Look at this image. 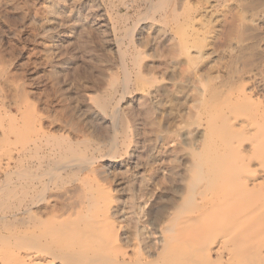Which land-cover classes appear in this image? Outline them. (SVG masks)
Masks as SVG:
<instances>
[{
    "label": "rangeland",
    "instance_id": "1",
    "mask_svg": "<svg viewBox=\"0 0 264 264\" xmlns=\"http://www.w3.org/2000/svg\"><path fill=\"white\" fill-rule=\"evenodd\" d=\"M153 1L161 0H0V183H4L0 184V215L18 211L14 209L20 204L18 199L31 190L30 197L40 201L30 213H19L17 219L25 217L29 223L35 222L37 233H47L71 219L76 226H83L84 216L79 214L82 208L76 201L82 194L94 193L104 197L101 207L91 210L96 216L108 212L105 200L113 195L122 199V224L130 201L136 202V207H151L148 221L153 223L162 210H181L189 195L200 196L202 190L222 185L224 173L238 170L233 169L234 163L247 180L264 176V155L251 148L256 129L244 130L241 126L251 122L248 118L264 123V0H170L164 9L151 10ZM242 21L246 22L245 50L237 42ZM132 28L133 35H127ZM255 42L258 45L254 46ZM125 68L132 73V83L122 98ZM138 71L143 75L141 79ZM224 81L238 88L246 85L251 99L239 100L235 108H229L223 99L218 104L212 102L216 88L225 90ZM103 100L110 103L106 113L97 104ZM256 101H262L263 106ZM119 104L120 116L114 121ZM219 111L221 119L234 123L237 133L230 132L228 141L221 142L215 151L214 125L209 121ZM4 112L10 113L6 117ZM12 122H19L23 131L7 130ZM189 131L193 142H202L200 149L186 142ZM8 137L14 143L9 144ZM115 138L120 146L115 160L101 158L91 164L92 169L76 176L71 174L72 167H63L74 157L72 148L82 156L101 157L109 152ZM229 146L237 154L226 160L220 171L223 175L219 172L215 180L196 182L191 164L228 156ZM130 150L136 155L128 156ZM246 151L255 155L250 168L246 167ZM7 166L15 171L24 166L29 169V177L13 173L19 183L12 192L4 186ZM241 192L233 190L232 196L237 198ZM4 199H8L7 204ZM187 210L179 214L186 226L196 225H190V220H202L203 224L214 216L207 208L194 206ZM0 224L1 232L14 231L15 225ZM109 243L103 244L107 250L114 255L119 252L114 240ZM231 244L222 243L225 252L231 250ZM23 245H0L4 248L0 252H32L37 254L35 259L42 253ZM6 253H0V264H14L17 256ZM34 263L42 264L40 260Z\"/></svg>",
    "mask_w": 264,
    "mask_h": 264
},
{
    "label": "bare ground",
    "instance_id": "2",
    "mask_svg": "<svg viewBox=\"0 0 264 264\" xmlns=\"http://www.w3.org/2000/svg\"><path fill=\"white\" fill-rule=\"evenodd\" d=\"M150 1H152V0H150ZM168 1H170V0H161L159 2L153 1V3H151L152 5L150 4L151 10L164 9L166 2H168ZM244 1L246 3V0H243V2ZM260 2L262 3V1H260ZM257 5H259V4H257ZM251 6L254 7V5H251ZM262 6H263V4H262ZM213 7H214V4H213ZM260 7H261V5H260ZM160 12H161V10H160ZM174 15H175V13H174ZM229 15H231V14H229ZM163 19H165V18H163ZM224 30H226V29H224ZM249 30H250V28H249ZM134 32H135V28L134 29L132 28L127 33V35L132 36ZM237 33H238V36H237L238 41L237 42L240 45L239 47L241 48V50H245L246 49V44H245V42H246V22L245 21L241 22V24L239 25V28L237 30ZM218 43H221V42H217V44ZM256 44H257V42L253 43L254 46ZM251 47H252V45H251ZM238 51H240V50H238ZM253 54H255V53H253ZM125 57H127V56H125ZM135 61H136V63H138V58L135 59ZM168 63H170V62H168ZM127 64H129V63H127ZM127 67H128V65H127ZM181 68H183V67H181ZM125 69H126L125 70V77L123 80V87H124L123 91H124V93L122 95V98H124L126 96V94L129 92L130 85L132 83V73H130V71L127 68H125ZM0 71H2V70L0 69ZM134 76H136V75H134ZM137 76H140V77H138L139 79H141L143 77V75L140 74L139 71L137 72ZM225 83L226 82L224 81L223 84H225ZM228 83L229 84H225V90H223L221 87L216 88L214 95L212 96V99H211L212 102H217V104H218L223 99V102L228 103L229 108H235L237 106L236 103L239 100L246 99V98L251 99L248 95L249 93L247 94L246 85H244V87H242V88H238L239 85L233 84V82H231V81H229ZM202 91H204V89H202ZM119 96H120V94H119ZM117 97H118V95H117ZM198 102H200V100H198ZM256 102H258L257 105L263 104L262 101H256ZM97 104L104 113H106L110 109L109 108L110 103L105 101V100L100 101V102L98 101ZM246 106H244V107H246ZM120 108L121 107L119 104V106L116 107V109H115L116 114L114 113V116H115V119H113L114 121L120 116V114H119ZM259 110H262V109H259ZM19 111H21V109ZM152 112L154 113V111H152ZM4 113L6 114L4 116L7 117V113L9 114L10 112H7V113L4 112ZM241 113H240V115L244 116V114L246 112L244 114H241ZM249 113H252V112H249ZM249 113H247V114H249ZM122 114H125V113H122ZM174 114H175V112H174ZM260 115H261V113H260ZM12 117H14V116H12ZM152 117H153V114H152ZM249 117L252 118L251 114ZM128 118L129 117L127 116V119ZM248 119L251 120V122H247L246 124H244V122H243L241 124V126L244 127V130L256 129L255 130L257 133L256 136L252 140H250L251 142L255 141L256 143L252 142L251 148H252L253 152L256 151V154H258L260 152L262 155H264V136H263L264 135V123L254 121L253 120L254 118L253 119L248 118ZM123 120H124V115H123ZM17 123H19V122H17ZM17 123H15V122L10 123L8 129L6 128L7 125H5L4 127L7 130H9L10 132L11 131L15 132L16 130L19 132L20 131L22 132L23 131V128H21L22 126L21 125L19 126V124H17ZM209 123L212 126L214 125L213 129H212L213 130L212 136H215V139H216V141H214L215 146H213L212 149L215 151H218L220 148V143L223 141L224 142L228 141L230 132H233V133L236 132L235 126H234V123L233 124L230 123V121L228 119H224V118L221 119L220 111L211 115V121H209ZM168 126H170V125H168ZM159 127H160V125H159ZM132 129H133V126H132ZM3 130H4V128H3ZM113 131L114 130H112V132ZM115 131H116V129H115ZM170 132H171V130H170ZM5 135H6V133H5ZM188 135L189 136L186 138V142L192 146L196 145V149H200L202 142H200V141L193 142L192 138L190 137V135H192L191 131L188 132ZM116 138L114 140H111V142L112 141L113 142L111 144L112 147L110 148L109 152L107 154L104 153V155L101 157H98L99 154L97 156L96 155L95 156H93V155L87 156V157L82 156L83 155L82 153L76 152L78 150H76L75 147H74L75 150H74V148H72L74 157H72V159L69 158L70 162H65L63 167L64 168H66L68 166L72 167L71 174L76 176L80 172L85 171L86 169L88 171V169L91 168V164L93 162L101 159V158L108 157V158H110L111 161L115 160L116 158L119 157V151H118L119 149L117 147L120 148V146H118V142H117ZM236 138L237 137H235V139ZM6 139H7V137H6ZM7 141L9 142V144L14 143V140L11 139L10 137H8ZM128 142H129V140H128ZM248 143H250V142H248ZM130 145L131 144H129V146ZM176 145H178V144H176ZM95 146L97 148V144H95ZM91 147H92V145H91ZM99 147H100V145H99ZM101 147L105 148L102 145H101ZM92 149H94V148H92ZM244 149L245 148H243V146H242V151ZM94 150H96V149H94ZM229 150L230 151L228 153V156L219 155L217 158L213 159L211 162H208V163H202V162L194 161L191 164V166H192L191 168L196 173V182H202V181L208 182L209 179H211L213 177L215 180V177H216L215 175H220L219 172L224 170L223 167L226 164L225 163L226 160L234 159V156H236V154H237L236 152H234L235 150H232L231 146H229ZM95 153H96V151H95ZM127 153H128V156H130V157L133 154L136 155L135 151L133 152V150L127 151ZM86 154H88V153H86ZM91 154H93V152H91ZM254 156H255L254 153L246 151V167L250 168L252 160L254 159L253 158ZM263 158H264V156H263ZM58 162L59 161H57V164H58ZM12 163H14V162H12ZM54 164H56V162L53 163V165ZM32 165L33 164H31V166ZM46 165H48V164H46ZM108 165L109 164L107 163L106 166H108ZM27 167L28 166H24L20 171H15V170H13L12 166H9L8 169L5 171L6 172L5 174L7 175L6 176L7 182L4 186H6V188L8 187L9 190L12 192V190L14 189L13 188L14 185L19 183V182L16 183L17 181L15 182V180L13 178V176H14L13 173L17 172L18 175L17 174L16 175L21 176L23 178L29 177V176H27V174H29V171H28L29 169H27ZM234 168L235 169L238 168V170L236 172L233 170L228 174H227V172L224 173L222 185L215 186V187H217L216 189L207 190V191L202 190L200 192V196H198V194L189 195L187 198L184 199V201L180 207L181 210L177 209V210L173 211L172 209L169 208L168 210H162L161 212L158 211L159 213L156 217V221L153 223H150L148 221V215H149L151 207H149V209H145V206L141 207V205L136 207V205H135L136 202L130 201L129 207H128L130 209L128 212V216L126 217L125 223L122 224V219H123L122 217L124 216L123 215L124 207H123L122 199H121V197H115L113 195H109L105 200L108 212L103 217H98L91 210H93V209L97 210L96 207L101 204V201L104 198V197H102L103 194L97 195V194L93 193V194H90V196H88V195L86 196L85 194H82L81 197L79 199H77L76 204H77V206L82 208V211L79 214L84 216V218L82 219V222H84L83 226L79 225V224L76 226L75 225L76 222H73V219H71L70 221L65 220L66 222H63L59 226L52 227L47 233H44V234L40 233L39 234L35 230V228H37L35 225V222L29 223V220H26L25 217H23V218L21 217L20 220L17 219V215L19 213H22L25 215L30 213L34 207H37L38 202L40 201V199H37L36 196H33V198L30 197L31 196L30 195L31 190L29 191V193L23 192V194L21 193L22 194L21 197L18 199V200H20V204L18 206L14 207V209H17L18 211L12 210V212L10 214L0 215V223H2V224L8 223L9 225H12V228H13V225H15V228L13 229L14 231H10V230L8 232H1L0 231V245H17V246L19 245V246H21V244L23 245L24 243H32V244L40 245L39 246L40 248L38 246L37 247L34 246V247L37 249H40V251H42V253L36 259L34 258V256L37 254L32 253V252H27V251H26L27 253L25 255H22V254L16 255L14 253L15 251L13 253H6V252L1 251L0 253H2V254L6 253L8 255L15 254L17 256V258H14V260H13L15 262L14 264H24V263L35 264L34 262H36L37 260H40V262H42V264H45V263L54 264L55 261H58V263L61 262L63 264H264V176H261V178L257 177V178L247 180L243 177L242 172L239 171V168H240L239 165L234 163L233 169ZM94 170L95 169H93V171ZM33 173H35L34 170H33L32 174ZM99 173H105V171H99ZM38 174H40V173H38ZM187 175H188V173H187ZM19 179H22V178H19ZM19 179H18V181H19ZM37 179H41V178H37ZM34 180H36V179H34ZM77 180H78V178L75 177L74 181L76 182ZM20 182H22V181H20ZM1 183H3V182H1ZM3 184H2V186H3ZM31 186H32V184H30V187ZM25 187L23 189H25ZM36 187H37V185H36ZM15 189H16V187H15ZM206 189H208V188H206ZM233 190H235L237 192H241V190H243L244 196L242 197L243 194H241V196L239 195V197H241V198H239V197L235 198L236 197L235 192H234L235 195L232 196ZM0 191H1V189H0ZM14 195L12 194V196H14ZM185 195H186V192H185ZM37 196H38V194H37ZM105 196H107V195L105 194ZM1 198H3V197H1ZM101 198H102V200H101ZM132 198L136 199L137 197L133 195ZM3 201H5V199ZM146 203L147 202H145V204ZM206 203H208L207 207H206ZM5 204H7V202ZM72 204H74V203H72ZM173 204H175V203H173ZM194 206H198L201 209L207 208L210 210V213H212L211 211H213L214 216L211 219H209L208 221L203 219V220H205L203 224H201L202 220L199 223L200 220L193 219V220H196L199 223V225H197L198 223L196 221H193V220L189 221L188 220L190 222V225L191 224L192 225L196 224V225H194L192 227L186 226L184 224V221L182 222V219L179 218V214H182V212L188 211L187 209L189 207H194ZM7 207H9V206H7ZM68 207H67V209H68ZM100 207H101V205H100ZM138 208H141V210L139 211ZM105 209H106V207H105ZM98 211H101V210L99 209ZM99 213H101V212H99ZM141 214H142V216H141ZM39 215H42V214H39ZM11 216H13V217H11ZM210 216H212V215H210ZM200 217L202 218V216H200ZM18 218H19V216H18ZM16 225H17V227H16ZM40 226H41V224H40ZM110 240H114L116 242L115 244H117V246H118L119 252H117L115 255L111 252V250H107L106 246H104L105 245L104 243H106V242H107V245H109ZM224 242H231L232 243L230 246L231 248H229L231 250H229L228 252H225L223 249L224 247H223L222 243H224ZM41 245L44 246L46 248V250H41ZM25 246H26V244H25ZM25 246L23 245V247H25ZM28 246L29 247L26 246V248H29V249L31 248L30 250H32L34 248L33 246L31 247V244ZM44 247H42V248L44 249ZM0 249H1V246H0ZM2 249H4V248L2 247ZM7 249H9V248H7ZM8 252H12V248H11V251H8ZM6 254L4 256H6ZM49 257L50 258L52 257L53 260L48 259ZM0 258H1V254H0ZM1 259H3V258H1ZM5 259L6 258L4 257V260ZM8 260H10V259H8ZM8 260H7V263L9 262ZM2 261L3 260H1V262ZM20 262H23V263H20ZM3 263H5V262L3 261ZM10 263H11V261H10Z\"/></svg>",
    "mask_w": 264,
    "mask_h": 264
}]
</instances>
